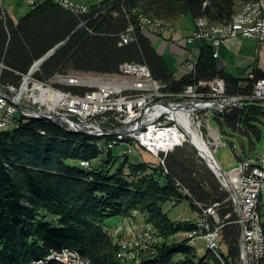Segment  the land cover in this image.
Returning <instances> with one entry per match:
<instances>
[{
	"label": "trees",
	"instance_id": "obj_1",
	"mask_svg": "<svg viewBox=\"0 0 264 264\" xmlns=\"http://www.w3.org/2000/svg\"><path fill=\"white\" fill-rule=\"evenodd\" d=\"M249 1L101 0L76 14L53 0H41L17 21L6 11V17L0 18V86L19 88L35 62L58 46L34 78L50 82L73 73L115 75L125 62H138L147 65L166 90L180 92L221 77L228 95L249 101L255 81L263 75L255 73L254 80H244L219 69L214 48L206 43L195 72L177 78L137 15L167 23L190 15L195 24L205 18L211 25H222ZM131 25L134 34L124 43L122 34ZM66 88L78 94L89 90ZM261 116L264 105L257 102L233 106L222 119L235 130L244 125L249 131L251 125L261 136L260 127L252 123ZM98 142L93 135L46 118L22 115L10 127L0 128V264H29L64 248L77 250L91 264H209L212 259L221 264L210 253L197 261L191 238L170 239L196 225L193 220L174 221L165 211L168 202L183 198H189L198 211L199 203L218 204L217 212L227 222L223 238L230 258L226 263L240 264L241 232L231 194L208 165L185 147L188 144L171 151L163 165L133 161L130 154L102 149ZM83 160L91 165H81ZM139 214L154 225L160 240L155 253L144 249L138 259L123 261L120 244L105 220L113 216L131 220Z\"/></svg>",
	"mask_w": 264,
	"mask_h": 264
},
{
	"label": "built area",
	"instance_id": "obj_2",
	"mask_svg": "<svg viewBox=\"0 0 264 264\" xmlns=\"http://www.w3.org/2000/svg\"><path fill=\"white\" fill-rule=\"evenodd\" d=\"M3 1L0 0V4ZM38 1L40 0H31L32 3ZM53 1L76 14L90 9L75 0ZM236 14L238 21L229 27L211 28L205 21H197L195 28L186 37L187 42H208L214 48L215 57L219 56L216 48L232 37L256 38L264 44V0H255L249 8L240 9ZM6 15L0 5V18H5ZM137 15L144 32L163 36L167 31L175 32L177 29L176 26H163L148 17ZM134 31L135 28L131 25L127 32L123 33L124 43L131 40ZM198 59L199 55L194 50L190 51L183 65L185 70L195 72ZM87 75H60V84L55 86L35 78L31 79V74H27L19 88L3 87L6 93L0 92V109L4 110V113L0 114V126H5L18 110L25 116L35 112H44L51 116L60 115L59 122L65 123L68 128L76 129V124L87 133L106 132L105 141L116 142L119 148L123 147L122 153L142 149L158 158L163 165L171 151L189 141L198 148L197 151L203 159L206 158L203 151L208 154L210 159L207 158L206 163L210 164L208 166H211L222 186L231 194L234 209L238 214L236 222L241 232L240 264H263L264 220L261 205L264 196V154L259 159L246 157L239 166L229 172L225 171L217 160L216 153L226 142L222 139L220 131L215 134L210 125L213 111L215 117L218 112L224 115L233 106L242 107L245 100L239 96L228 95L226 81L221 77L212 81H201L199 85L187 86L180 92L166 90L167 86L153 77L149 67L138 62H125L121 65L120 74ZM255 78V72L251 71L249 79ZM62 86L86 87L89 90L78 94ZM206 87L209 90L203 89ZM8 95L12 99L14 97L20 100V103L34 106L35 110L11 104L12 100ZM250 99L264 101V77L255 81ZM233 100L237 101L232 102ZM67 115L72 119H67ZM187 116L190 117L191 127H194L207 144L205 150L193 142L191 131L184 127L186 121L183 118ZM262 138L264 141V132ZM86 164L91 165L90 162ZM217 205L198 204L201 208L200 218L204 219L205 233L192 230L186 233L188 238H203L210 246L223 248V229L227 222L217 212ZM138 231L155 236V232H149V222L139 227L136 236L130 238L128 250L123 251V259L132 258L130 246H138ZM49 255L62 257L70 264H81L82 261L81 257L74 256V252H68L66 248L53 249Z\"/></svg>",
	"mask_w": 264,
	"mask_h": 264
},
{
	"label": "crops",
	"instance_id": "obj_3",
	"mask_svg": "<svg viewBox=\"0 0 264 264\" xmlns=\"http://www.w3.org/2000/svg\"><path fill=\"white\" fill-rule=\"evenodd\" d=\"M3 7L10 14V17L17 21L21 17H17L14 14L15 12V4L12 1L8 3L3 2ZM243 7V5H239L238 11ZM31 9V7H30ZM29 12V10H28ZM27 12V13H28ZM24 16V15H23ZM190 17L192 22L186 23V26L183 28H179L178 26L176 31H167L163 36L152 34L150 32H145L146 35L152 40L155 48L158 52L163 56L169 68L174 72L177 78H181L183 75L187 73L184 68V62L190 51H195L196 54L200 55L202 48L205 46L206 42L204 40H199L196 43H188L187 36L192 32L195 28V22L190 15H185ZM182 18V17H181ZM180 20L175 22L177 24ZM219 56L217 57L219 69L226 71L227 73L241 78V79H249V73L251 71L255 72L258 75L264 76V44L259 42L256 38H248L244 36L232 37L223 42L217 48ZM180 74V75H179ZM250 80V79H249ZM1 110V109H0ZM4 110L0 112L3 114ZM249 130L241 126L239 129L242 133L246 134V138H249V149L247 147V142L238 137L236 135H232L233 138L240 140L242 144L243 150L240 152H236L237 159L241 162L242 158L247 156H255L258 144L256 143L254 137L263 141L262 135H258L257 130L248 125ZM263 133V132H262ZM254 136V137H253ZM235 144V142H233ZM141 156H148L152 159H144L148 162H157L158 158L152 156L147 153L145 150H140ZM154 157V158H153ZM223 166V165H222ZM236 165L235 167H237ZM233 167V168H235ZM123 223H119L114 232V236L118 239L119 236L132 237L136 234L138 227H136V232L132 230L130 227L126 228L123 224L132 221L133 219H123ZM126 222V223H125ZM145 222V221H144ZM131 225V222L129 226ZM211 256L210 254H208ZM210 262L209 264H211Z\"/></svg>",
	"mask_w": 264,
	"mask_h": 264
},
{
	"label": "rangeland",
	"instance_id": "obj_4",
	"mask_svg": "<svg viewBox=\"0 0 264 264\" xmlns=\"http://www.w3.org/2000/svg\"><path fill=\"white\" fill-rule=\"evenodd\" d=\"M9 1L14 2V4H15L14 14L17 15V17L18 16L21 17V16L25 15L28 12V10H30V7H32V5L40 2L41 0L36 2V3H32L31 0H5L6 3H8ZM75 1L81 3L84 6H91L92 4H96L101 0H75ZM178 20H180V21L177 24H175V22H177ZM175 22L174 23H168V24L176 25L179 28H183L186 26V23H191L192 20L190 17L183 16L182 18L177 19ZM165 23H167V22H165ZM87 74H91V73H73L72 75H87ZM91 77H97V76H91ZM58 79H59V77H55L50 82H48V84L59 86L60 83H59ZM62 87L66 88L67 86H62ZM66 89H68V88H66ZM0 92L4 93V94L6 93L2 86H0ZM253 103L254 102H251V101H244L243 102V104H247V105H251ZM260 104L264 105V102H260ZM1 111L2 110H0V112ZM21 117H22V112H21V110H19L16 113L15 118H21ZM220 119H222V118H220ZM252 123L258 125L260 127L261 131L264 132V117L263 116H261L259 118V122H252ZM210 125L213 128V132L215 134H219V131H220V133L222 134V139L226 142V145H223L217 151L216 158L223 165L224 170L229 172L230 170L233 169V167L240 164L239 160L237 159L236 152H240L243 150L240 140L237 139V137L233 138L232 135H236V136L244 139L247 142L248 149H249V145H250L249 138H246V134L242 133L240 130L238 131V130L232 129L223 119L220 121L218 118H216L214 116V111L212 112V115H211ZM243 126L244 125H242V127ZM249 131H251V130H249ZM254 139H255L256 143L258 144V147L256 150V155L254 156V158L257 159L259 156L264 154V141H260L256 137H254ZM233 142H235V144H233ZM185 143L188 144V145H185V147L187 146L189 151H191V153H194L196 155L199 162H203L204 164L208 165L206 163V161H204L202 159V157L199 155V153H198V151L194 145H192L189 141H187ZM122 150H123V147H121L119 149L115 148L116 153H119V154L122 153ZM147 153H149V152H147ZM128 154H130V157L133 161H141L142 159H152V158H149L148 156H141L140 150H136V151H134L132 153H128ZM149 154H151V153H149ZM99 162H100V159L95 160L93 162V164L98 165ZM158 162H160L159 159H158ZM155 163H157V162H155ZM203 163H201V164H203ZM209 169H211V168L209 167ZM211 171L214 173V171L212 169H211ZM215 176H216L217 180H219L216 174H215ZM218 182H220V180ZM262 203H263L262 212H264V196H263ZM165 211L167 213H169L172 220L177 221V222H180L183 220H193L197 223L198 219L201 216V211L194 210L192 208V204H191V201L189 198H183L179 202H177V201L168 202L165 205ZM145 219H146V217L144 214H139L135 218H133L132 221H129L128 223L125 222L126 224H123V226H125L126 228L130 227L132 230H134L136 232V227H138V226L142 227L147 222V221H145ZM120 222L123 223V220L120 216L109 217L105 220V224L111 229V231L113 233L116 231V228ZM130 222H131V225L129 226ZM153 227H154V225H153ZM141 232L143 233V231H138V234L139 233L141 234ZM135 236H136V234L130 238H134ZM120 237H122V239L125 238V236H119L117 241L120 240ZM185 237H187V234L182 232V233H179L170 239L172 241H176V240H182ZM127 238H129V237H127ZM159 240H160L159 234L157 233V234H155V236H151L148 239V241L146 242V244H148L147 246L151 245L150 247H154V244H156L157 241H159ZM192 245L197 249V251H198L197 261H200L202 258L205 257L206 252H207L206 242L202 238H194V240H192ZM147 250H150V249H147ZM222 253L225 254L228 258H230L229 257V248L225 242L223 243ZM211 262H212L211 264H216L214 259H212Z\"/></svg>",
	"mask_w": 264,
	"mask_h": 264
},
{
	"label": "bare ground",
	"instance_id": "obj_5",
	"mask_svg": "<svg viewBox=\"0 0 264 264\" xmlns=\"http://www.w3.org/2000/svg\"><path fill=\"white\" fill-rule=\"evenodd\" d=\"M255 0H251L247 3H245L242 7V9H245V8H249V6H251L253 3H254ZM4 2V1H3ZM3 2L0 4L2 9L4 10V12L6 13V10L4 9L3 7ZM136 13V11H134ZM137 14H140L142 16H145V17H148V19H152L154 22L158 23V24H163V26H175V25H171V24H168V23H165L163 20H159V19H155L153 17H150V16H147L143 13H137ZM198 21H205L206 24H208L211 28H223V27H229V26H232L234 22L238 21V14H235L231 20V22H229L228 24H222V25H211L208 23V21L205 19V18H201L199 19ZM197 23V22H196ZM196 26V24H195ZM128 30V29H127ZM127 32V31H126ZM125 33V32H124ZM123 35V34H122ZM206 42V41H205ZM208 43V42H206ZM217 58V57H216ZM39 70V69H37ZM36 70V71H37ZM35 71V72H36ZM34 72V73H35ZM34 78V74L32 73L31 74V79ZM36 79V78H35ZM30 80V79H29ZM38 80V79H37ZM40 81V80H39ZM43 82V81H42ZM48 83V82H47ZM75 87V86H73ZM79 88V87H78ZM66 89V88H65ZM69 90V89H68ZM43 91L47 94L48 91L47 90H44ZM75 93V92H74ZM20 100L18 99H15L13 97L12 101H11V104L13 105H16L17 104H20ZM24 103V102H23ZM24 104H27V103H24ZM30 105V104H28ZM32 106V105H30ZM34 107V106H32ZM20 108V107H19ZM35 109V107H34ZM3 110V109H1ZM19 111V110H18ZM46 114V113H45ZM2 115V114H1ZM16 115V114H15ZM23 115V113H22ZM38 115V112H35V114H33L32 116H37ZM49 115V114H47ZM25 116V115H23ZM32 116H25V117H32ZM50 117H52L51 115H49ZM184 121H186L184 123V127L187 129V130H190L191 131V135H192V140L193 142L200 147V149L202 150H205V148H207V144L205 143V141L203 140V138H201V136H199L197 134V131L195 129H193L191 127V123H190V117H184L183 118ZM16 121V118L15 116L13 115L12 118L7 122V124L5 126H0L1 129H6L8 127H10V125ZM59 122V119L57 120ZM61 124H63L65 127H67V125L65 123H62V122H59ZM68 128V127H67ZM70 130H73V131H77L76 129H72V128H68ZM89 135H93L95 137H97L99 139L100 142L99 143V146L102 148V149H115V148H118L119 149V145L116 144V142H111V141H105L107 140V133L106 132H97V133H88ZM125 154H128V153H132V152H124ZM246 157H252L254 158L252 155L251 156H245L244 158ZM260 157V156H259ZM259 157L257 159H259ZM242 158V160L244 159ZM241 160V161H242ZM87 162H90L88 160H83L81 162V165L85 166V167H88L90 165H87L86 163ZM241 163V162H240ZM239 166V165H238ZM219 174V173H218ZM148 222H146L144 224V226L147 224ZM264 223V221H263ZM192 230H198V233H205V226H204V219L203 218H199L198 219V222L196 223L195 227L192 229ZM191 230V231H192ZM149 232H155V234H157V230L155 227H153V225L151 223H149ZM262 232H263V236H264V225H262ZM138 238H139V243H138V246H130V253L132 255V258H126V259H123V251H127L128 250V245L130 243V238H124V239H120L118 240L119 244H120V253H119V258H121L123 261H132V260H135V259H138L139 258V253L140 251H142L143 249H150L153 251V253H155V250H154V247H150V246H147L148 244H146V242L148 241V239L151 237L149 236L147 233H145V231H143V233L141 232V234L139 233L138 234ZM192 240H194V238H191ZM203 239V238H202ZM118 244V243H117ZM150 247V248H149ZM68 250V252H74V256L76 257H81L82 261H81V264H91L86 258H84L77 250H74V249H71V248H66ZM206 250L207 252L206 253H210L211 255V258H216L218 261L221 262V264H227L226 263V257H225V254L222 253V248H218L217 246H210V244L206 243ZM145 251V250H144ZM50 254V253H49ZM47 255L43 258H38L34 261H32L31 263L29 264H46V263H51V264H70L68 261H65L64 259H62V257H59V256H50V255ZM152 254V253H151ZM207 261L209 262V259H207Z\"/></svg>",
	"mask_w": 264,
	"mask_h": 264
},
{
	"label": "water",
	"instance_id": "obj_6",
	"mask_svg": "<svg viewBox=\"0 0 264 264\" xmlns=\"http://www.w3.org/2000/svg\"><path fill=\"white\" fill-rule=\"evenodd\" d=\"M58 48V46L56 47V48H54V49H52L51 51H49L45 56H43L41 59H39L38 61H36L35 62V64L32 66V68H31V70H30V73L29 74H32V73H34V71L35 70H37L48 58H50V56H52L53 54H54V52L56 51V49ZM8 97H9V99L10 100H12V98L8 95ZM237 100H233L232 102H236ZM249 101H251V102H254V103H257V102H264V101H262V100H258V99H250ZM18 106L20 107V108H23V107H27V108H29V109H32V110H35L34 109V107H32V106H30V105H28V104H24V103H20V104H18ZM218 115H219V117H222L223 116V114H222V112H218L217 113ZM29 116H32V115H29ZM32 117H37V118H46V119H50V120H52V121H55V122H58L57 120L61 117L60 115H54V116H52V117H50L49 115H47V114H45L44 112H38V115L37 116H32ZM66 118L67 119H72L70 116H66ZM75 127H76V130H77V132H82V133H86V134H88L87 132H85V131H82L80 128H78V126L75 124L74 125ZM198 149V148H197ZM199 152H201L200 151V149H199ZM203 153H204V157H206L204 160L206 161V162H208V160H207V158L208 159H210V157L208 156V154L205 152V151H203ZM209 164V163H208ZM210 165V164H209ZM210 168H211V166H210Z\"/></svg>",
	"mask_w": 264,
	"mask_h": 264
}]
</instances>
